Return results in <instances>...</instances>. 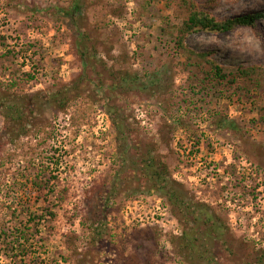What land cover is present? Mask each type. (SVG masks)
Listing matches in <instances>:
<instances>
[{"label":"rangeland","instance_id":"1","mask_svg":"<svg viewBox=\"0 0 264 264\" xmlns=\"http://www.w3.org/2000/svg\"><path fill=\"white\" fill-rule=\"evenodd\" d=\"M190 1L219 22L264 11ZM189 15L182 0H0V95L28 113L10 135L0 108V234L30 238L22 258L2 233L0 264H264V20L183 37ZM115 108L133 161L166 166L226 228L213 260L182 242L195 220L125 168Z\"/></svg>","mask_w":264,"mask_h":264},{"label":"trees","instance_id":"2","mask_svg":"<svg viewBox=\"0 0 264 264\" xmlns=\"http://www.w3.org/2000/svg\"><path fill=\"white\" fill-rule=\"evenodd\" d=\"M183 5L187 7L190 11L188 20L184 23L183 28L181 29V35H189L194 32L199 31H208L213 33H230L238 28H255L258 26V23L261 20H264V11L256 12L254 14L238 16L232 19L219 22L215 17L206 11L198 8L194 3L192 4L190 0H182ZM184 40L179 39L178 47L191 57L203 59L206 62L209 61V55L207 53H196L188 49L184 45ZM83 61L85 60L84 52H81ZM84 55V56H83ZM86 68L88 63L85 61ZM216 74L221 78V80H227L228 76L223 75V71L219 67L214 68ZM239 74L243 78H249L252 75L257 73L255 67L249 69H239ZM127 81V79H125ZM143 87V86H142ZM59 95L53 96L52 99L56 100ZM23 98H15L13 96H6L3 94V97L0 95V108L2 114L6 120L7 133L10 135H26V121H27V106ZM109 113L113 117V123L117 130V138L120 143L122 154V159L127 170L138 171L142 175L151 179L154 182V189H156L170 204L171 207L185 218L192 217L196 224L197 230L192 231V233L185 232L182 236V242L190 250L197 252L198 250L203 258L213 260L211 254L213 246L216 243V240H222L224 231L226 228H221L218 224L217 219L213 213L210 212V209L205 205L195 204L190 202L185 191L182 189V186L171 181L168 176V168L166 166L160 165L156 160L149 156L146 160L143 161V164L140 166L136 164L135 161L130 156L131 149H128V132L125 125V120L120 119L117 115L116 108L110 109ZM142 168V169H140ZM55 214L52 213L49 209L42 214L41 216L35 217V230L36 233L40 231V226L43 221L50 219V221L55 219ZM5 236L3 239V244L5 243L10 251H17L18 254H21L22 258L28 256V245L30 238L27 236L25 231H20L19 235H16L11 241L8 242L10 238L7 231L2 232ZM0 234V237L2 235ZM208 254V255H207Z\"/></svg>","mask_w":264,"mask_h":264}]
</instances>
